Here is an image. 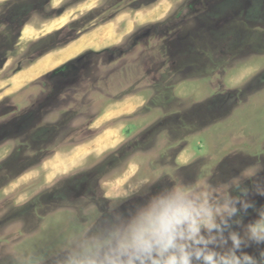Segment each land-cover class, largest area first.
<instances>
[{"label":"rangeland","instance_id":"374dc122","mask_svg":"<svg viewBox=\"0 0 264 264\" xmlns=\"http://www.w3.org/2000/svg\"><path fill=\"white\" fill-rule=\"evenodd\" d=\"M0 39V122L31 109L45 131L0 174V264H68L201 180L236 209L209 248L264 264V0H0Z\"/></svg>","mask_w":264,"mask_h":264},{"label":"clouds","instance_id":"9594fccd","mask_svg":"<svg viewBox=\"0 0 264 264\" xmlns=\"http://www.w3.org/2000/svg\"><path fill=\"white\" fill-rule=\"evenodd\" d=\"M213 194L203 180L191 186L172 184L103 236L93 238L83 254L68 264H193V259L201 264H240L234 252L223 254L209 248L216 239L212 233L221 231L225 217L236 211L227 199L218 203ZM129 195L122 189L116 196L105 192L104 198ZM251 231L257 240L264 239V229ZM230 239L238 246L236 235Z\"/></svg>","mask_w":264,"mask_h":264},{"label":"flooded vegetation","instance_id":"af4514ba","mask_svg":"<svg viewBox=\"0 0 264 264\" xmlns=\"http://www.w3.org/2000/svg\"><path fill=\"white\" fill-rule=\"evenodd\" d=\"M7 22L9 25L8 27L10 29L13 21L8 19ZM11 32L12 31H9V34H11ZM14 36H15V42H16V34ZM4 40H5V38H4ZM15 42H14V44H16ZM4 43H5V41H4ZM7 47H8L7 45L1 44V39H0V58H6L5 52L8 49ZM169 58H170L171 63L174 64L172 66V68L177 70L178 69L177 59L173 58L171 56ZM164 64L160 65V68H162L164 66ZM62 69H60V70H62ZM179 69H178L179 72L176 74H181V73L185 74L186 73V72H184V70L182 68H179ZM180 71H181V73H180ZM42 76H44V75H42ZM173 85H174V83L171 82L170 85H167V86H168V88H170V87H173ZM24 113L25 114H20L18 116L17 115L11 116L8 119L0 122V148L2 147V145L3 146L6 145L9 141L12 143H15L16 140H19L20 146L17 147L16 145H14V147L12 148L13 150L9 153V155L0 164V174L4 173L6 171L14 172L15 173V174H13L15 176V177L13 176L14 178H16L17 174H22L24 171H26L28 169V167L31 165L30 164L31 160L28 158H22V155L25 154L28 149L32 150L34 148L33 140H32V138H33L32 134H33L34 128L39 129L42 134H44V132H45L42 129L44 127V125H42L43 116L41 118H39V120L35 119L31 109L26 110ZM16 172H17V174H16ZM4 180L5 179H3L1 181V176H0V186L7 182V180H5V181ZM9 217L10 216L8 215V216H5L3 219L5 220L6 218L8 219Z\"/></svg>","mask_w":264,"mask_h":264},{"label":"bare ground","instance_id":"6f19581e","mask_svg":"<svg viewBox=\"0 0 264 264\" xmlns=\"http://www.w3.org/2000/svg\"><path fill=\"white\" fill-rule=\"evenodd\" d=\"M140 15H141V14H140ZM78 44H79V43H78ZM84 45H85V44H84ZM77 46H78V45H77ZM75 47H76V45H75ZM74 50H76V49H74ZM82 50H83V49H82ZM84 50H85V49H84ZM72 51H73V50H72ZM66 52H67V51H66ZM63 53H64V52H63ZM67 53H68V52H67ZM75 53H76V52H75ZM61 55H62V54H61ZM61 55H60V56H61ZM64 55H65V54H64ZM67 55H68V54H67ZM62 57H63V56H62ZM65 57H66V56H65ZM54 59H56V58H54ZM54 59H53V60H54ZM57 59H58V58H57ZM63 59H64V58H63ZM63 59H62V60H63ZM60 60H61V57H60ZM60 60H59V61H60ZM65 60H66V58H65ZM55 61H56V60H55ZM60 62H61V61H60ZM47 63H48V62H47ZM52 63H53V62H52ZM49 64H50V62H49ZM49 64H48V65H49ZM60 64H61V63H60ZM40 67H41V66H40ZM45 67H46V66H45ZM47 67H48V66H47ZM38 69H39V68H38ZM45 69H46V68H45ZM33 70H34V69H33ZM36 70H37V69H36ZM34 72H35V71H34ZM33 74H34V73H33ZM36 74H37V73H36ZM36 74H34V75L36 76ZM22 75H23V74H22ZM29 75H30V74H29ZM31 75H32V74H31ZM25 76H26V74H25ZM26 77H27V76H26ZM33 78H34V77H33ZM33 78H32V79H33ZM24 79H25V78H24ZM22 80H23V79H22ZM30 80H31V79H30ZM16 85H17V84H16Z\"/></svg>","mask_w":264,"mask_h":264},{"label":"trees","instance_id":"16d2710c","mask_svg":"<svg viewBox=\"0 0 264 264\" xmlns=\"http://www.w3.org/2000/svg\"><path fill=\"white\" fill-rule=\"evenodd\" d=\"M64 67V66H63ZM63 67H61V68H59V69H57L56 71H59L60 69H62Z\"/></svg>","mask_w":264,"mask_h":264}]
</instances>
